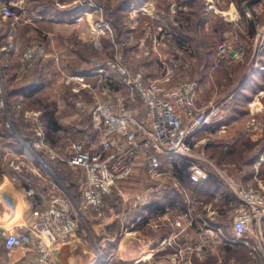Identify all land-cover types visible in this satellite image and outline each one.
Here are the masks:
<instances>
[{"label":"crops","instance_id":"0c3cea01","mask_svg":"<svg viewBox=\"0 0 264 264\" xmlns=\"http://www.w3.org/2000/svg\"><path fill=\"white\" fill-rule=\"evenodd\" d=\"M136 3L138 5L136 0L132 1L130 6L134 7L129 6L127 10L135 9L134 13L137 10L138 13H147V16L153 18L154 15L150 13L155 9L154 0H145L141 4L147 11L137 9ZM74 5L75 3L66 11L64 8L59 9L54 6L52 18L48 19L51 21L54 19V61L52 62L54 74L49 72L48 64L37 70L35 75L28 72L25 75L22 71L15 72L17 82L25 77L22 80L25 84L21 86L24 88L12 94V98L21 102L17 108L14 107L15 117L27 111L40 119L46 116L45 108L26 109L22 107V102L28 100L30 96L41 94L45 96L49 84L54 88L55 84H60L65 77L81 78L78 81L84 78L83 81L87 82L85 78H89L90 75L92 78L99 76L102 79L106 76L95 75L98 73L99 64L107 63L100 59L103 45L97 48L99 52H94V54L98 53L97 61L94 55L91 57L82 52L83 46H88L87 51H90L91 45L88 43L90 40L95 38L102 42L104 32L97 31L96 23L90 24L85 12L87 10L94 15L95 11L82 4L83 9L75 7L72 12ZM165 12H167L166 16L174 19L175 3L168 5L162 13ZM154 13L160 14L158 11ZM36 14L41 17L40 19H46L42 18L46 13ZM70 16L73 18L68 24L66 21ZM95 22L97 26L101 23L98 15ZM136 33L132 26L130 39L135 38ZM153 46L155 47L156 44ZM144 64L143 67L147 69L149 63ZM209 70L208 68L204 70V80L199 79L201 82H198V102L200 106H204L209 100L217 99L215 103L224 104L226 111L220 120L198 133L193 142V157L197 163L210 168L212 171L210 177L202 182H192L189 178V167L187 176L180 179L175 173L174 166L189 165L188 160L169 158L163 159V170L167 174L162 177L152 179L147 173V167L137 170L130 181L131 185L135 186L131 195L146 194L148 199L141 202L132 198L129 209L123 207L117 211L119 213L117 217L112 216L117 218L114 223L104 218L105 225L111 224L112 231L110 230L109 234L104 235L94 229L92 236L96 238V242L108 245L106 253L98 259L97 264H171V255L179 249L185 253L181 260L182 264L264 263V220L259 226H255V229L261 233L263 242H257L250 233L241 237L236 235L232 219L238 200L234 191L219 178L216 169L225 168V165L231 163L226 160L225 150L229 151L234 145H238L241 155L244 154L239 159V169L243 170V175L240 176L241 183L247 187H258L264 192V151L258 153L256 149L243 147L245 141L255 142L264 134V84L259 83L257 77L253 76L254 81L246 84L248 86L233 88L224 95L217 90V87L213 88V76ZM33 84H42L44 87L41 91L34 92L33 88H28ZM246 89L249 92H246ZM51 99H54V95L49 97V100ZM253 118L256 119L255 124L252 122ZM70 126L73 130L78 127L81 131H87L91 127L90 124L82 127L73 124ZM223 126L226 127L225 132L221 131ZM20 127L25 129L23 125ZM42 128L44 131L45 127ZM208 129L210 131L207 134ZM251 131H255L252 134L257 136L249 134ZM13 132H16L15 128ZM208 136L214 140L209 145L202 146ZM18 137L20 146L19 143L5 140L2 145L0 144V150L22 151L24 145L21 137L19 135ZM45 142H47L46 138ZM208 148L212 150L211 155L208 154ZM197 149H201V152ZM246 150L251 152L248 154ZM36 164L38 162L32 163L34 172L18 175L8 172L9 165L8 168H3L0 164V264H38L33 251L17 248L9 252L4 246V232H28L34 221L33 213L36 208L45 206L52 196L59 194V186L65 187L50 169L49 174L40 172V165ZM71 169L75 170L72 167ZM25 171L27 172L26 168ZM122 214L125 215L121 217ZM159 217H161L160 227H152L149 222L158 220ZM90 225L94 226L92 223ZM92 251V239L79 232L70 244L59 246L55 250V260L58 264H92Z\"/></svg>","mask_w":264,"mask_h":264},{"label":"rangeland","instance_id":"374dc122","mask_svg":"<svg viewBox=\"0 0 264 264\" xmlns=\"http://www.w3.org/2000/svg\"><path fill=\"white\" fill-rule=\"evenodd\" d=\"M136 1L138 2V5L137 3L135 4V6L138 7L137 9L147 11L144 6H141L145 0ZM120 2L121 0H0L1 145L5 140L12 142L9 136H5L8 132L14 131L13 120L15 118L9 110H11L12 107L17 108V105L21 103L17 99L12 98L9 91L19 90V88L25 84L22 81L25 77L18 82L15 80V72L18 73L22 71L25 75L26 72L35 75V73H33L35 70L42 69L48 64L49 72L52 73V75L54 74V69L52 68V62L54 61V19L53 21L48 20L52 18L54 6L59 9L64 8L66 11V9L75 3L73 9H71L72 12L75 10V7L76 9H83L82 4L83 6H88L90 10H94V15L85 10L88 15L87 20L90 21L91 25L96 23L95 28L97 31L100 33L104 32L102 42H100L101 45H103V51L101 52L102 57H100V59H102V61H109L115 54L122 52L119 44L114 43V45H111L108 43L109 37L112 36L113 31L109 22L105 19V14L108 19L114 22L118 13L116 10H118ZM170 2H174L176 5V12L174 14L176 17L174 19H170L166 16L167 12L162 13L167 6L171 4ZM154 4L155 9L153 13H150L152 16L154 15L153 18L149 15L147 16V13H138L137 10L134 13L135 9H129L125 11L126 15L121 19L124 25L127 24L130 28L133 26L137 32L135 38L129 39L130 41H128V44L132 43L133 45L130 49L131 51H129V55L126 56L122 53L123 58L130 66H136V68L142 69L148 80H156L157 78L163 77L164 74L168 72L172 83L189 81L196 83L198 87V82H201L199 79L204 80V69L202 65L207 64V68L208 70L210 69L209 71L213 76V88L217 87V90L224 95L231 92L233 88L244 85L248 86L246 84L254 81L253 76L257 77L259 83L264 84V0H154ZM6 7L12 9V17H3L2 12ZM179 7L186 9V11L180 10ZM155 11H158L160 14L155 15ZM38 12L46 13L44 17H42L46 19H40L41 17L36 14ZM180 12H183V14ZM97 15L101 22L100 24L98 23V26L97 22H95ZM188 17L191 19L189 22ZM72 18L73 17L70 16L68 19L69 21L67 20L66 23L70 24ZM107 24L111 32L107 31ZM183 26L184 28H182ZM177 28H182L188 33L196 34V36L191 39V42H189L194 48V50H191L193 51L192 53L189 51L182 53L178 48L173 49L172 42L177 38L175 37V34H178ZM94 40L95 38L88 43L93 45L95 51H92L91 48L90 51H87L89 47L83 46L82 52L91 57L94 55L93 57L95 61H97L98 53L94 54V52L99 51L97 49L98 47L94 44ZM225 42H229L234 47L243 44L241 57L238 59L230 58L222 63L219 68L212 69L215 52L218 46ZM154 44H156V48L154 46L152 47ZM36 45L43 50V55L39 56L36 54L32 56V58L25 59L28 50ZM135 46L136 48H134ZM131 52L133 53L130 56ZM144 62L149 63L147 69L143 67ZM98 74L108 76L107 79L111 78L109 70L105 71V73H97L95 75ZM80 79L65 77L64 81L60 84L56 83L54 88L52 84L47 85L49 88H46L45 96L43 94L39 96H30L28 100L22 102V107L26 109L46 108V105H49V109L52 108L54 110V119L57 120L58 127L61 129L58 131H54L53 129V133L51 132V136L47 139L46 149L47 153L50 154L52 158L60 161H67L69 159V147L74 142L81 141L83 138H92L94 141L97 140L99 129L101 128V121L95 113L97 103L112 100L116 93L123 95L127 94V91L113 79L112 83H109L108 80L106 81L99 76L92 78V75L87 79L85 78L87 82L83 81L84 78L82 79L83 82L78 81ZM248 89H246V92H249ZM53 95L54 99L49 100V97ZM216 100L217 99H214V101L209 100L208 104L202 107L216 104ZM53 102L54 104H51ZM9 106L11 107L10 109ZM135 106L140 108L139 103ZM16 118L18 121L20 120L19 124L30 127L32 131L37 128L43 131L42 127H45L44 117L41 118V122V119L33 115L30 111L24 112L16 116ZM3 120L6 122L4 123ZM8 121L11 123V127L9 128L7 127ZM252 122L255 124L256 119L253 118ZM69 124L81 127L82 125L90 124L91 127L87 131H81L78 127H75L73 130ZM206 131L208 134L210 130L208 129ZM44 132L45 128L43 133ZM252 133H255V131L249 132V134ZM252 135L257 136V134ZM213 140L214 139L210 136L206 137L202 146L205 144L209 145ZM54 141L56 142L55 145ZM238 148V145H234L229 151L226 149V160L231 163H228L230 165H225V168L216 169L219 173H227L229 176L241 182L240 176L243 175V170L239 169V159L242 158L244 154L241 155ZM198 151L201 152V149ZM211 151L212 150L208 148L209 155H211ZM246 152L249 154L251 151L246 150ZM29 153L34 156L32 152L26 151V148H23L20 152H18L17 149H11L9 151L0 150L1 167L8 168V160L16 157L22 159L20 155L25 154L27 157ZM42 161L44 163H41V161L36 158L33 163L38 162L40 165L39 168L41 169L40 172L43 171L49 174L51 170L54 173L49 166L50 164L48 165L44 160ZM24 162L26 167L28 165L26 168L27 172L25 171V167L22 168L20 173L9 167L8 172L11 174L16 173L17 175L21 173L29 174L35 169L29 159H25ZM207 171L209 174L212 173L210 168H207ZM82 173V171L75 169L71 171V176L80 177ZM74 181H76V179H74ZM80 185L81 183H77L75 188L72 189L73 192H76L74 194L80 192ZM134 188L135 186L133 184L131 185V182L128 181L119 185L118 189H115L106 197L105 218L107 220L114 223V220L117 219L115 217L119 214L117 213L119 209H123V207L129 209V203L132 199L131 194L134 192ZM249 188H254L263 192L258 187L251 186ZM122 194H124L126 198H129V200L123 201L122 203ZM117 199L121 203L116 206L115 200ZM114 215L115 217L112 218ZM124 215L125 214H122L121 217ZM92 224L96 225V223ZM94 229H96L97 232L100 231L97 226H90L91 233L88 232L86 227L81 228L79 232L89 236L93 241L96 240V238L92 236L94 235ZM108 232L107 234H109ZM102 245L103 252L106 253L108 245ZM177 251L179 252L174 251L170 257L171 264L173 263L172 258L175 255L177 256L174 258L178 256V259L184 258L185 253L180 249Z\"/></svg>","mask_w":264,"mask_h":264},{"label":"built area","instance_id":"2783aa9c","mask_svg":"<svg viewBox=\"0 0 264 264\" xmlns=\"http://www.w3.org/2000/svg\"><path fill=\"white\" fill-rule=\"evenodd\" d=\"M2 15L5 18L12 17L13 11L6 7ZM107 31L111 32L108 24ZM94 44L101 47L98 39L94 40ZM242 48L243 44L234 47L229 42L221 43L212 69L219 68L230 58H240ZM36 54L43 55V50L37 45L28 50L25 59ZM108 70L111 78L104 76V79L110 83L113 82L112 79L117 81L127 94L116 93L112 100L97 103L95 113L101 121L97 140L83 138L69 147L68 165L84 173L80 185L82 203H77L65 187L59 186V194L52 196L45 206L36 208L33 213L34 221L28 232H4V246L9 252L25 248L36 254L38 264H58L55 250L59 246L70 244L81 228L86 227L91 233L90 224L96 223L99 233L107 235L111 224L107 226L103 222L105 198L122 183L131 181L137 170L147 167V173L152 179L166 175L167 172L163 170L164 158L188 160L189 178L192 182H202L210 177L207 168L197 163L193 157V142L201 130L222 118L226 111L225 105L199 106L196 83H172L168 72L163 77L150 81L142 69L126 63L120 52L105 65L99 64L97 72L105 73ZM137 103L140 108L135 106ZM7 123V127H11V123ZM225 128L223 126L221 131L225 132ZM33 131L40 136L34 146L46 148L40 128ZM21 140L24 149L32 152L35 157L29 153L27 157L25 154L20 155L22 159L16 157L8 160L9 167L18 172L23 167H28L25 166V159L33 163L38 158L43 162L30 144L22 138ZM217 173L222 182L234 191L238 200L233 214L236 235L241 237L250 233L257 242H263V237L255 226H259L264 220V193L244 186L227 173ZM122 197L123 201L129 200L124 194ZM132 198L145 202L148 196L135 194ZM149 224L159 228L161 217ZM92 252L91 263L97 264L98 259L104 255L103 245L93 240ZM174 257L172 264H182V258Z\"/></svg>","mask_w":264,"mask_h":264},{"label":"trees","instance_id":"16d2710c","mask_svg":"<svg viewBox=\"0 0 264 264\" xmlns=\"http://www.w3.org/2000/svg\"><path fill=\"white\" fill-rule=\"evenodd\" d=\"M8 1V0H5ZM132 1L129 0H121L120 5L118 10H116L117 16L115 17V21H111L110 19H108V17L105 14V19H107V21L109 22V25L111 26V29L113 31L112 36L109 37L108 43L111 45L115 44H119L120 46V50L124 55H129V51H131L130 49L133 47L132 43L128 44V41H130V26L127 24H123V22L121 21V19L124 17L125 15V11L128 9V7L131 5ZM181 14H183V12H180ZM191 21V19L188 17V22ZM127 25V26H126ZM126 26V27H125ZM182 26V25H181ZM184 28V26L182 27ZM178 29V34H175V37H177L173 42H172V46L173 49L174 48H178L179 51H181L182 53L184 52H193L191 50H194V48L192 47V45L189 43L191 42V39H193L196 34L194 33H188L187 31L183 30V29ZM110 41V42H109ZM91 45V44H90ZM90 48L93 50L94 47L93 45L90 46ZM216 54V52H215ZM214 61V59H213ZM39 63V60H38ZM146 63V62H144ZM143 63V64H144ZM224 63V62H223ZM134 66V65H133ZM203 69L206 70L207 69V64L206 65H202ZM37 67V65H36ZM136 68V66H134ZM37 70H35L33 73L36 74ZM43 85L42 84H33L31 85V87L28 86V88H33L32 91L37 92V91H41V89H43ZM23 87H20L19 90H10L9 94H13L17 91H20ZM51 104H54L51 103ZM11 107L9 106V109ZM46 110H44L46 112V116H44V121H45V132L43 133L46 140L49 138V136H51V134L53 133V129L54 131H58L59 128L58 127V122L57 120L54 119V110L51 108L49 109V105H46ZM13 110L14 107L11 108V113L12 116L15 118L13 120L14 124L13 127L16 129V132H8V134H5V136H9L12 139V143L16 142L19 143V137L18 135L28 144H30V146L36 151V153L42 158V160H44L54 171V173L56 174V176L60 179V181L63 183V185L69 190L70 195L74 198V200L77 203H82V198H81V193L79 192L78 194H74L76 192H73L72 189L75 188L76 184L81 183L84 179V173H82V175L80 177H76V176H71V167L68 166L67 161H60L58 159L52 158L50 154L47 153V149L46 148H36L34 146V142L36 140H38L40 138L39 135H37L34 131L30 130V127L24 126L25 129H22L20 127L21 124H19L17 122L16 117L13 114ZM10 113V112H9ZM49 116V117H48ZM3 122L5 123L6 121L3 120ZM52 132V133H51ZM55 143V141H54ZM20 146V143H19ZM22 146V145H21ZM243 147L244 149H256L258 153L264 151V134L261 136V138L255 142H250V141H245L243 143ZM60 161V162H59ZM67 164V165H66ZM63 167H62V166ZM65 165V166H64ZM175 167V173L178 176V178L183 179V177L187 176V173L189 171V165L187 164H183L180 166H174ZM82 171V170H80ZM83 172V171H82ZM76 179V181H74V179ZM106 201V198H105ZM115 205H119L121 202L117 199L115 200Z\"/></svg>","mask_w":264,"mask_h":264}]
</instances>
